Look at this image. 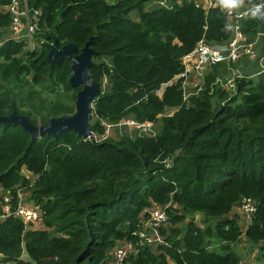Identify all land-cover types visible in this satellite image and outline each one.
<instances>
[{
	"label": "trees",
	"instance_id": "1",
	"mask_svg": "<svg viewBox=\"0 0 264 264\" xmlns=\"http://www.w3.org/2000/svg\"><path fill=\"white\" fill-rule=\"evenodd\" d=\"M171 1L25 0L38 13L31 48L11 38V0H0L1 117L44 125L73 111L79 87L68 83L67 58L47 59L53 39L79 49L94 36L91 77L108 86L92 104L88 139L66 131L32 140L20 124L0 122V263L115 264L113 247L135 241L140 216L154 206L170 219L159 228L165 244L139 243L123 264H240L229 243L242 231L230 211L244 199L254 208L244 237L264 241V68L227 88L232 65H209L186 96L177 78L183 57L199 40L216 46L233 34L218 7ZM241 27L253 39L264 20L248 17ZM125 119L159 121V131L124 127L104 137L106 125ZM22 192L41 212L37 228L12 213Z\"/></svg>",
	"mask_w": 264,
	"mask_h": 264
},
{
	"label": "built area",
	"instance_id": "2",
	"mask_svg": "<svg viewBox=\"0 0 264 264\" xmlns=\"http://www.w3.org/2000/svg\"><path fill=\"white\" fill-rule=\"evenodd\" d=\"M205 1V0H204ZM195 2L203 8L217 7L215 0H206V2L196 1ZM161 5L165 6V2H161ZM248 5L242 8L240 11L241 16L226 15L229 23L233 24L232 39L228 43L219 44L212 46L204 40H199L194 49L186 54L182 60V69L178 74L177 78L182 79L183 87L185 86L186 80L193 77L195 82L192 86L199 88L202 84L203 75L206 68L209 65L226 62L232 65L230 76L226 78V83L223 85L227 88H233V78L235 76H241L237 72V66L239 61L244 57L247 58V64L252 58H254L258 52H260L257 63L260 64L261 68L264 58V31L257 32L253 39H249L248 36L242 31L241 20L248 18L246 15ZM5 9L12 15V24L10 36L12 39L20 40L22 38L30 39L33 33L37 29V11H30L26 7L25 0H11L10 4ZM261 42L262 46H258ZM254 65V67H255ZM253 67V72L255 71ZM252 72V73H253ZM220 81V80H219ZM115 126H126L130 129H135L139 133L146 134L151 131L152 123L148 121L138 122L132 119H125ZM113 127L106 125L105 133L108 128ZM19 203L12 212L13 215L20 218L25 224L37 223L41 212L39 209L32 207V205L21 202V195H18ZM4 201L7 203L8 197H4ZM253 203L249 199H244L240 205V210L248 215L253 211ZM4 211L9 212V205H4ZM33 222V223H32ZM140 227L134 233L137 237L135 241H120L116 243L111 251L112 259L115 264H123L124 260L131 252H135L139 243L149 245L152 250L158 244H165V238L159 232V228L169 224L170 219L167 215L164 207L154 206L149 208L145 214L140 216L139 219Z\"/></svg>",
	"mask_w": 264,
	"mask_h": 264
},
{
	"label": "water",
	"instance_id": "3",
	"mask_svg": "<svg viewBox=\"0 0 264 264\" xmlns=\"http://www.w3.org/2000/svg\"><path fill=\"white\" fill-rule=\"evenodd\" d=\"M93 39L94 36H90L79 49L73 42H67L58 47L56 39H53L51 48L47 53V59L50 63H58L63 58H67L70 61L68 83L73 88L79 87L75 95L72 112L52 116L44 125H32L26 116L15 112L4 117L0 116V122L20 124L24 130L29 132L32 140L44 134L56 137L58 134L66 131H72L83 139L92 137V131L89 127L91 109L93 102L101 91L100 84L92 79L90 73L92 56L96 54V51L91 47ZM259 54L260 52L247 64L238 65L237 72L243 76L251 74Z\"/></svg>",
	"mask_w": 264,
	"mask_h": 264
},
{
	"label": "rangeland",
	"instance_id": "4",
	"mask_svg": "<svg viewBox=\"0 0 264 264\" xmlns=\"http://www.w3.org/2000/svg\"><path fill=\"white\" fill-rule=\"evenodd\" d=\"M25 39L28 42V46L31 48L34 47V45L36 44V41L34 40L32 41V36L30 39H27V38ZM258 46H262V44L259 43ZM260 68L261 67L259 63H257L254 67L255 71L259 70ZM187 81H188V84H185L184 86V93L186 96H189L194 90L192 84L193 82H195V80L193 79V77H190L188 80H186V82ZM107 89H108L107 84L103 83V85L101 86V90L107 91ZM159 124H160L159 121H156L155 123H153L149 134L158 133ZM112 128L113 127H109L108 131L111 130ZM111 131H114V130L112 129ZM104 137H106V133H104ZM242 215L248 219V215L245 212L242 211ZM195 221L198 225H200V227H202L203 224L201 222L200 215L196 216ZM238 223L240 225V228H241L240 230L242 231V234L236 242L229 243L230 248L238 254L240 262L242 264H264V241L259 242L256 245L249 243L244 237L243 232L245 229V225H244V220H242L240 216L238 218ZM31 226L34 228H37L39 225L37 226V223H34V224H31ZM177 226H180V224H177ZM24 254L26 257H28L26 253Z\"/></svg>",
	"mask_w": 264,
	"mask_h": 264
},
{
	"label": "clouds",
	"instance_id": "5",
	"mask_svg": "<svg viewBox=\"0 0 264 264\" xmlns=\"http://www.w3.org/2000/svg\"><path fill=\"white\" fill-rule=\"evenodd\" d=\"M246 15L251 19L264 20V0L260 2H253V0H247ZM217 7L225 14L231 16H241V9L245 8L246 0H216ZM225 31H231L233 29L232 23H226L224 25Z\"/></svg>",
	"mask_w": 264,
	"mask_h": 264
},
{
	"label": "crops",
	"instance_id": "6",
	"mask_svg": "<svg viewBox=\"0 0 264 264\" xmlns=\"http://www.w3.org/2000/svg\"><path fill=\"white\" fill-rule=\"evenodd\" d=\"M106 2H108V3H114V2H116L117 0H105ZM196 1H202V2H206V0L204 1V0H196ZM161 2H165V5H168V6H171L172 5V3H173V1H171V0H152V4L153 5H157V4H159V5H161L160 3ZM175 2L176 3H180L181 2V0H175ZM244 60H247V58L246 57H244L243 58ZM243 59H241L240 61H239V64L241 63V64H244V63H242V60ZM246 63V62H245ZM185 84H188V81L185 83ZM114 127L112 128L114 131H111V130H109L107 133H106V137L107 136H111V135H117V134H120V130L122 129V128H124L125 127V129L127 128V130L129 131V132H138L137 130H135V129H130V128H128V127H126V126H115V125H113ZM139 133V132H138ZM138 133H136V134H138ZM23 172V174L27 177V178H30L31 180H33V177L31 176V174L29 173V172H27L26 170H23L22 171ZM26 196H27V194H26V192H22V194H21V202H26L27 204H29V202L26 200ZM236 213H237V215H236ZM230 215L231 216H235L236 217V219H237V222H238V218H239V216L242 218V220H244V225H245V228H246V226H247V224L249 223V220L245 217V216H243L242 215V211L240 210V208L239 207H234V208H232V210L230 211ZM238 225H239V223H238ZM38 226V225H37ZM240 226V225H239ZM39 227V226H38ZM241 229V228H240ZM245 230V229H244ZM22 259L24 260V261H29L30 260V258H28V257H26L25 256V254L23 253V255H22ZM0 264H13V263H0ZM240 264H242L241 262H240Z\"/></svg>",
	"mask_w": 264,
	"mask_h": 264
}]
</instances>
